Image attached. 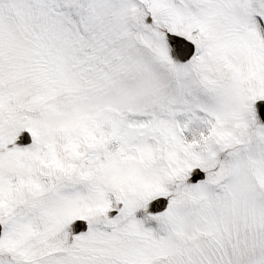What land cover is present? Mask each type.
Segmentation results:
<instances>
[{
    "label": "snow or ice",
    "instance_id": "1",
    "mask_svg": "<svg viewBox=\"0 0 264 264\" xmlns=\"http://www.w3.org/2000/svg\"><path fill=\"white\" fill-rule=\"evenodd\" d=\"M0 264H264V0H0Z\"/></svg>",
    "mask_w": 264,
    "mask_h": 264
}]
</instances>
